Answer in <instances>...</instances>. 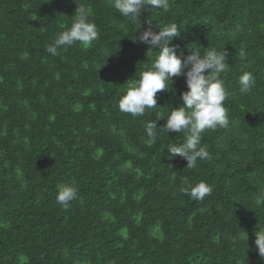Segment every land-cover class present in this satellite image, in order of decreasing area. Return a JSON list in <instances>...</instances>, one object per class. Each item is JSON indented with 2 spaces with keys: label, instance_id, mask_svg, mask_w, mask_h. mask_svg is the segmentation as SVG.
Masks as SVG:
<instances>
[{
  "label": "trees",
  "instance_id": "1",
  "mask_svg": "<svg viewBox=\"0 0 264 264\" xmlns=\"http://www.w3.org/2000/svg\"><path fill=\"white\" fill-rule=\"evenodd\" d=\"M169 3L146 6L141 20L152 15L154 31L176 23L171 43L185 55L192 43L225 50L230 66L229 123L202 134L211 159L192 169L164 150L181 133L158 129L155 143L145 133L182 104L183 76L143 116L118 109L124 83L149 62L150 46L132 40L146 25L135 33L112 0H0V264H264L254 248L264 225V0ZM78 5L99 38L52 56L46 45ZM241 69L255 79L248 94ZM199 181L213 189L203 200L182 190ZM65 183L78 189L68 209L55 199Z\"/></svg>",
  "mask_w": 264,
  "mask_h": 264
},
{
  "label": "clouds",
  "instance_id": "2",
  "mask_svg": "<svg viewBox=\"0 0 264 264\" xmlns=\"http://www.w3.org/2000/svg\"><path fill=\"white\" fill-rule=\"evenodd\" d=\"M148 5L152 6L154 12L170 8L169 0H112V7L120 15L138 25L135 33L142 25H146L132 40L150 46L147 52L149 62L142 64L135 78L132 76L124 83V92L117 101L118 109L134 117L143 116L146 110L158 107L157 92H174L171 87L173 78L183 76L187 91L180 92L182 104L178 107L169 106L165 117L156 118V121L165 120L163 127H158L156 121L148 120L145 133L153 143L158 139V129L166 135L170 132L181 133L183 142L170 143L164 150L169 156H180L186 160V166L192 169L197 167L198 161L211 159L207 145L202 144V134L207 130L226 127L229 123L224 101L231 93L226 90L221 74L230 66L226 63L225 50L207 47L201 53L199 46L192 43L186 46L185 55L179 45L171 43L180 35L176 23L159 27L155 24L157 30L154 31L152 15L141 20V12ZM72 18L70 26L57 33L52 42L46 45V51L52 56H56L61 48L70 47L76 42L90 46L99 38L97 27L90 22L86 7L78 5ZM153 47L156 51L151 50ZM240 57H246L244 48L240 49ZM238 83L240 93H250L255 86L253 74L241 69ZM182 190L195 200H203L213 191L212 186L204 181L187 184ZM77 191L72 183L58 185L56 202L68 209ZM260 198H264V192ZM257 229L254 231V248L264 258V225ZM243 238L245 241L248 239L244 231Z\"/></svg>",
  "mask_w": 264,
  "mask_h": 264
}]
</instances>
